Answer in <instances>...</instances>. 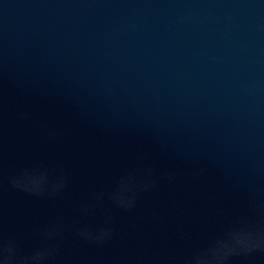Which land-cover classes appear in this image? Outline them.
<instances>
[{
	"label": "clouds",
	"instance_id": "obj_1",
	"mask_svg": "<svg viewBox=\"0 0 264 264\" xmlns=\"http://www.w3.org/2000/svg\"><path fill=\"white\" fill-rule=\"evenodd\" d=\"M152 175V170L148 169L147 176L149 179L143 183L144 190L153 186L154 181L150 179ZM167 175L170 179L173 177L172 173H167ZM132 180V177H129L128 180H122L119 189L111 196L120 207H132L134 205L135 193L131 189ZM10 182L14 187L23 191L41 195L45 177H36L24 173L21 177L11 178ZM63 187L64 182L61 177L53 184V191H58ZM129 192H132L131 197L126 195ZM81 211L87 214L90 208L81 205ZM39 236L45 241V245L34 250L30 255H22L15 241H6L0 237V264H43L44 261L57 253L58 247L55 241L62 236V229L59 225L51 226L41 231ZM75 236L98 244L103 243L112 237L110 221H106L104 226L97 229L77 227ZM256 251L264 252V228L252 223H245L238 229L230 230L225 238L217 239L206 250L197 253L188 264H227L230 258L235 255L250 254Z\"/></svg>",
	"mask_w": 264,
	"mask_h": 264
}]
</instances>
